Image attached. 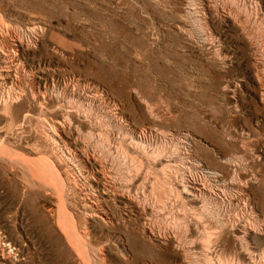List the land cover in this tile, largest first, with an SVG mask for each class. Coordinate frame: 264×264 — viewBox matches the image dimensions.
Returning a JSON list of instances; mask_svg holds the SVG:
<instances>
[{
  "label": "rangeland",
  "instance_id": "1",
  "mask_svg": "<svg viewBox=\"0 0 264 264\" xmlns=\"http://www.w3.org/2000/svg\"><path fill=\"white\" fill-rule=\"evenodd\" d=\"M212 1L213 0H0V33L4 35L3 38L2 34H0V46L3 45V42L4 45H6L7 41L13 43L14 45H22V50H19V55H17L20 58L19 60L21 63V69L24 71L20 76V81L22 83L21 88L24 91L23 95H25V98L29 99L26 104L25 102H20L19 104L16 103L17 106L16 104H14L16 106L15 110L17 111V115L14 118L12 117L10 112H4L10 115L9 119V116H6L0 108V128L2 129H0V134H2L0 135V139H2L0 141L1 143L3 142V145L0 143L2 145H0V163L2 166H0V249L2 248V246H6L0 250V264H85V262L88 264L90 263L89 259L91 261L92 257L93 261H91V264H93L94 262L96 264L99 262L100 264H122L123 261L124 264H127V259L129 257V264H207L206 262L208 261V264H210V256L208 255L213 254L212 251L215 253L216 249L218 250L220 247V249H223V257L222 261L218 264H221L222 262L225 263L227 258V264H231L228 262H233V260H235L236 264H238V262L242 264L244 262V259L247 264L264 263V0H247V2L245 0L246 3L244 2V0H215L216 3L215 1ZM255 4H257V6ZM217 6L219 8H217ZM200 7L205 8L202 9ZM221 7H226L225 9L228 13L225 12V9L222 10ZM257 7L261 8L260 11ZM215 8L219 9L217 10V13ZM200 9L202 11H200ZM233 9L235 10V13L233 12ZM253 10H255L256 12ZM196 12H199L200 14ZM227 14L228 16L230 15L229 18L227 17ZM231 14H233L234 16ZM230 18L232 21L230 20ZM38 27L41 28L38 29ZM35 30L37 31L35 32ZM21 33L22 35H20ZM8 34L10 37H8ZM246 34H248L249 36ZM248 37H252L255 42L251 40L252 38L249 39ZM16 41L17 43H15ZM2 47H0L1 51L3 50ZM258 48H260V50H257ZM31 60L32 62H30ZM44 66L47 69H44ZM42 71L45 72L42 73ZM46 71L48 72L46 73ZM53 73L56 75H54ZM53 75L55 76L54 78ZM22 81L24 82V84ZM46 81L49 83L46 84ZM50 84L52 85L50 86ZM55 84L57 87L55 86ZM66 85L68 86V88ZM41 86L42 88H40ZM44 87H48L50 89V92L47 96L48 105L50 106H48L49 109L44 108L45 110L42 109L39 105L32 103L34 101L33 96L35 97L39 92H41L42 95L45 91ZM92 88L94 89L92 90ZM24 89L27 90L25 91ZM54 89L56 91H54ZM72 91L74 93H80L83 97L87 98L88 103L86 102L87 104H85L84 102V104L91 107L90 111H93L92 113L96 114L98 116V119L101 118V120H99L100 122H97L98 119L96 120V118H94L95 115L90 113V111H88L89 113L87 112L89 114L88 115L87 113L78 110L79 103L77 102L79 101L77 99L72 100L69 97ZM33 92L35 93L33 94ZM93 93L95 95H93ZM55 94H57L59 97L56 95L55 98ZM29 95L31 98H29ZM41 95L39 93L38 96L40 97ZM91 95L92 98L90 97ZM38 96L36 97V99H39ZM95 97L97 100L95 99ZM69 100L72 101V105ZM103 101H106V104H104ZM53 103L55 104L56 108ZM65 104L67 106H64ZM74 104L77 107L74 108ZM25 106L28 107L25 108ZM52 106L53 108L51 109ZM38 107L40 110L38 109ZM64 107L67 111L64 109ZM17 108L19 109L17 110ZM27 108H29L28 110H30V113L33 111V113H31V117L29 116L26 118L28 120L24 119L22 115L23 111L27 110ZM58 108H61L63 111L65 110V114L61 109L59 110ZM104 109L105 111H107H102ZM72 111L74 112V115ZM97 112H99V114L101 112L103 113H101L99 116ZM43 115L49 116V118L48 116L45 117L47 120H50L48 121L49 133L50 131L51 133L55 132L52 130H55L56 128H62L63 132H59L62 133V140L58 139L57 141L60 144L58 143L57 145H55L56 143L52 140L47 141L46 139H43L45 137L44 135L41 136L42 134H44L41 131L43 130V125L40 124ZM103 115H106V117ZM63 116L66 118V121L63 120ZM53 117H55L56 119ZM82 118L83 121H81ZM8 119L13 123L11 124ZM70 119L73 121H71ZM3 120L5 121L2 122ZM56 120L59 122V124ZM87 120H89L90 122L88 123ZM26 121L29 123H27ZM51 121L53 124H56L52 125ZM53 121H55V123ZM68 122H73V124L71 123L72 127L71 125L68 126ZM94 122H96V125ZM111 123L113 126L111 125ZM100 124H102V127H100ZM8 125H13V127H8ZM107 125L112 126L111 128H113V130L111 129L112 131H110V129L107 128ZM70 127L72 129V132L70 130ZM21 128L23 129L19 131V129ZM14 129H17V131L15 132ZM88 130L92 131H89L90 133H88ZM119 130L124 131L118 132ZM135 130L137 132L139 131V133L137 134ZM22 131H24L25 133ZM84 131H86V134ZM108 131L110 132L109 135ZM93 132L95 133L93 134ZM9 133L11 134L9 135ZM118 133H122V135H118ZM132 133L134 136H132ZM27 134L31 137H29ZM84 134L86 137H88V139L83 138ZM87 134L91 136L89 137ZM105 135L111 140H108ZM128 136H130V140ZM153 136L154 138H152ZM17 137L19 138L17 139ZM99 137H101L102 139H99ZM103 138H105V140L107 139L108 142ZM158 138L161 139L159 140ZM65 139L68 140L66 141ZM43 140L45 141L43 142ZM75 140L76 142L79 140L80 143H76ZM86 140L87 142L89 141L88 144H86ZM136 140L138 141L137 143L135 142ZM158 140L159 142H157ZM100 141H104L103 144ZM152 141L154 143H157L154 144ZM139 142L143 143V147L140 145L141 143L138 144ZM187 142L190 143L191 146ZM104 143H106V146L103 148ZM68 144L69 146H67ZM19 145H21L20 148ZM156 145L159 148L165 147L166 151L170 152L167 154V152L163 150L162 155L160 154L161 152L159 153L156 151L158 149ZM107 146L111 148H107ZM147 146L149 147L146 148ZM100 147L105 149L106 152H104L105 150H103L102 148L100 149ZM134 147H136L137 150L136 148L134 150ZM178 147H180V149ZM46 148L48 150H46ZM54 148L55 150L58 149L56 152L61 154L60 156L55 152ZM81 148L82 150L88 149L89 151L86 150L87 152H82ZM66 149L70 150L67 151ZM144 149L145 151L149 152V155H151V157L144 151ZM176 149H178L179 151ZM185 149L187 150L185 151ZM30 150L33 157L30 155ZM173 150L175 151V153ZM107 151L109 152L108 154ZM176 151H178L177 153H180V155H178ZM15 152L23 154L25 153L27 155L26 157L29 159H27L26 161H22L23 158L18 157L16 154H14ZM49 152L51 155L49 154ZM66 152L70 153L71 155L67 154ZM73 152L79 154L77 156L78 158H75L76 160H74L75 156ZM187 152L189 155L187 154ZM9 153H11V155ZM85 153L87 155H85ZM158 153L160 154L159 156H161V158L158 156ZM33 154L37 156L35 157ZM55 154L57 155L55 156ZM145 154L148 155L149 158ZM8 155L10 156L9 158H11V160L8 158ZM69 155L70 158L73 156L74 157L70 159L68 157ZM116 155L118 157H116ZM190 155L194 156L191 157ZM11 156H13V158ZM43 156H46V158L43 159ZM47 156L49 157L47 158ZM90 156L94 157L92 158ZM104 156L106 158H104ZM109 156H112L111 161L110 158H108ZM2 157H4L5 160ZM101 157L107 160L105 161ZM16 158L18 159V161ZM34 158H39L41 159V161H38V163L37 161L34 162L31 160ZM80 158L82 159L80 160ZM95 158L96 160L99 159L97 160L99 161V163L95 160ZM113 158L114 160L112 161ZM151 158L153 159V161L156 160L154 162L158 165L152 163L153 161L150 163L149 161L152 160ZM162 158H164L163 161L161 160ZM192 158L200 163V165H203L201 166L203 170H214L218 172L219 175H221L218 184L211 183L212 187L210 188V192L218 194L219 196L221 195L220 197L223 198L224 201L223 204L220 203L218 205V203L216 202L212 203L209 201L210 198H208V200H206L205 202L201 201L199 205V201L191 202V200L193 199L188 194L180 192V190H182V181L180 183L179 181L181 180L180 178L183 173L178 172H181V167L182 172L184 173L186 170H189V173L185 174L189 175L191 173V175L194 174L193 176L201 177L202 172L197 170V168L195 167L196 162L192 163L194 161ZM19 159L21 160L19 161ZM54 159L56 162L53 163ZM166 159L169 160V162ZM170 159L172 160L174 165L172 164ZM47 160L48 162H50L47 163ZM68 160L75 161L76 163H71V161ZM116 160L117 162H121L117 163L115 162ZM28 161H31L32 164ZM125 161L128 164H126V166H124ZM130 161L131 163H133L131 164ZM113 162L115 165L113 164ZM142 162H145V164L147 165H141ZM3 163L5 165H3ZM40 163L44 166H47L48 168L44 169L42 167L43 165H40ZM63 163L68 166L67 169H64L66 167H64ZM101 163L106 165L107 169ZM75 164L77 166H74ZM151 164H153V167H150ZM162 164L165 168L162 167ZM168 164H170V166L172 165V167H170ZM55 165H57V168L59 166L60 169L58 168L57 170ZM69 165H71V168H69ZM130 165H134L133 168L132 166L130 167ZM167 165L173 171L167 168ZM179 165L180 168L178 167ZM229 165L232 166L230 167ZM114 166L115 168H113ZM118 166L120 167L118 168ZM123 166L126 169L130 167V170L127 169L129 171L126 173L131 176V179L129 175L124 173L126 169H124ZM147 166L149 168H152V170L148 168L149 171L151 170V172L146 169ZM79 167H82V169ZM159 167H161L162 169ZM176 167H178L179 169ZM40 168L41 170H44L41 171ZM96 168H98L100 171ZM100 168H104L102 170L103 172ZM134 168L137 172L134 171ZM165 169H169L171 173H169V171L168 173L173 175L167 174ZM20 170L22 172L24 171V175ZM61 170H67L68 172L70 171L74 174L72 173L73 175H71L70 177L71 173L69 172V174L68 172H66L67 174H64L63 177V172L65 171L62 172ZM110 170H113L115 175ZM52 171H54L55 173H53ZM147 171L148 173L146 174ZM133 172L137 174L134 175L135 173ZM142 172L144 173V175H141L143 174ZM177 173L179 177L177 176ZM48 174H51V176L54 174H58L59 176L54 175L51 177ZM60 174L62 177L61 179ZM27 175L30 179H28ZM76 175L79 176L76 177ZM139 175H141V177ZM235 175L238 176L237 181ZM93 176L96 177L95 180ZM169 176L171 180H169ZM124 177L128 178L129 181ZM58 178L62 181L63 184L60 183V180ZM89 178L91 179L89 180ZM63 180L66 183H64ZM240 180L241 182H239ZM73 181L75 185H73ZM87 181H89V184L87 183ZM31 182H33L34 184L32 185ZM242 182L244 184H242L244 187L243 189L241 186ZM231 183H233L234 185H232ZM60 184L62 187L65 184V189L64 187L62 188ZM35 187L37 189L40 188L41 191L39 189L37 190ZM45 187L49 190V192L47 189H45ZM85 187H87V189H85ZM90 187L93 189H91ZM178 187L180 190L178 189ZM221 187L223 188V190ZM224 187L226 188V190ZM237 187L239 188V190ZM155 188H158V191L155 192ZM172 188H176L179 191L173 190ZM218 189L220 192L217 191ZM234 190L237 191L235 192ZM72 191L73 193H71ZM109 191L111 192L109 193ZM174 191H177V194L178 192L179 194L181 193V195H176ZM54 192L56 193L55 195H53ZM94 192L96 196L93 194ZM240 192H245L243 194L247 193V196L241 194ZM64 193L66 196H69L66 197L65 195H63ZM104 193H106L107 195ZM235 193L239 195V198H236L237 195ZM100 194L104 196V201L107 209V218L110 217L108 219H105V221L95 216L97 213L93 202L97 196H101ZM234 195L236 196L234 197ZM131 196L133 198L137 197V201L140 199L141 201L136 202V198L133 199L131 198ZM144 197H146V200ZM87 199L89 202L87 201ZM229 199H231V201ZM69 201L71 203H69ZM140 202L144 203V205H142ZM194 202L196 203L194 204ZM238 203L241 204L238 205ZM138 204H140L142 208ZM202 204L205 206H203ZM221 204L223 207L221 206ZM224 204L226 206H224ZM135 205L137 207H135ZM201 205L203 207H201ZM248 205H250L252 208L250 206L248 207ZM61 206L63 207V209ZM67 206L69 208H67ZM120 206L121 208H119ZM115 207H117L118 209L116 208V210ZM148 207L150 209H148ZM126 209H128V212H126ZM205 209H210L212 213L211 211H207ZM66 211L69 212V216L72 215L75 230L77 229L76 231L79 232L82 236L79 237L80 239H75V241L73 242L67 240L68 238L67 236H65L66 229L64 228L65 224L63 222V216L65 213H67ZM118 211L119 213H117ZM202 211H207L209 214H206ZM214 211L218 213H215ZM71 212H73V214ZM144 212L148 213H145V215ZM61 213L63 214V216ZM210 213L213 215L211 216ZM215 214H217V216H215L216 218L214 217ZM58 215H60L59 219ZM208 215H210L211 217ZM202 216L204 218L206 217V219L208 217L210 218H208L207 221L206 219L201 220L200 217ZM78 218H80V220H78ZM194 218L197 219V221ZM217 218H219L220 221ZM192 219L193 223H191ZM82 220L85 222L88 221L87 225L84 222L86 230L82 226ZM204 220L206 222H204ZM213 220L214 223L212 222ZM216 220L219 221L220 224L225 221L223 223H225V226L226 223L228 224L226 226L227 229L225 230L226 227H224L222 223L218 226L222 227L223 225L224 229H218L219 231H216L218 233H214L215 230L213 229L216 228L217 230L218 227L216 224H219V222L217 223ZM78 221H81L79 222L80 227L82 226V229L87 232V235L85 234L86 236L83 232H81L84 230L80 229ZM209 222L210 224H207ZM228 222L232 223V225L234 226H232ZM247 222L250 224L248 225ZM183 223L185 224V226H187H183ZM188 223L190 224L188 225ZM205 224L207 225V227ZM48 225L52 226L53 228L49 227ZM236 225L237 227H235ZM188 226H191L190 228H192V230L189 229ZM231 226L232 228H234V230L231 228ZM178 227L180 229H178ZM196 227L199 228L200 232L198 230H195ZM260 227H262V229ZM61 228H63L64 231H62ZM202 228L204 230H202ZM220 230H224L225 233H221ZM228 230L231 231L228 233ZM185 231L186 235L184 234ZM206 231H208L209 233L210 231L213 232L215 236L216 234H218L216 238H214L215 236L213 237V233V235L211 234L212 237L210 239L213 238V242L208 241L207 238H209L210 234L208 232L206 234ZM174 232H176L175 235L180 234L181 236L178 235V238L174 235ZM245 232H248L249 235L245 234ZM230 233L233 235H231ZM155 235H157L158 237H156ZM162 235L165 239L167 238V240L161 237ZM166 235H168V237ZM227 235H231V237H233L231 238L229 236L228 238ZM234 235L236 237H234ZM55 236H57V238ZM87 237L90 239L88 240ZM174 237L177 239H175ZM205 237H207V243H209L210 246L212 245L211 247L213 249H210L212 250L210 251L211 254L207 251L209 250L210 246L209 244H206ZM81 238L82 240L84 238H86L87 240L85 239L86 241L83 240V242L81 241ZM219 238H221L220 241L223 242V246L222 244L218 245ZM163 239L164 241H162ZM215 240L217 245L214 243ZM62 241L64 243H62ZM87 241H89L90 245ZM224 241L226 243H224ZM76 242L77 244H75ZM235 242L239 243L237 244ZM79 243H81V246L82 243H84L83 246L88 247H81ZM86 243L88 244L86 245ZM91 243L94 246H92ZM203 243L205 245H203ZM184 244L187 245V247ZM62 245L64 248H62ZM207 245L209 247H207ZM213 245L215 246V248L213 247ZM182 246H185L184 248L185 250H188V252L186 251L185 253V250H182L184 249ZM241 246L243 247V249ZM90 247H97L95 250L90 249L94 254L89 250ZM188 247L191 249L190 251L189 249H187ZM224 247L226 249H224ZM246 247H249V249H247ZM62 249H64L65 252ZM71 249L73 251H76L73 253ZM3 250L4 252L5 250L6 252H8L4 253L2 252ZM99 250L100 252L102 251L100 253L102 257H106V260L103 259L105 262L102 261L101 263V257L100 259L98 257ZM230 250H232L231 254L228 253L230 252ZM78 251L80 252V254L78 253ZM122 251L125 252L126 255L122 254ZM205 251L208 252V255H206L207 253ZM76 252L77 254H75ZM85 252L87 254H85ZM59 253L61 254L59 255ZM88 253L90 254V256L88 255ZM203 253L205 254L203 255ZM225 253L228 255H226ZM229 255L232 258H230ZM238 255H240V257ZM245 255L246 258H243L245 257ZM3 256L5 258H3ZM10 256L12 259L10 258ZM78 256L82 257L79 258ZM225 256L226 259L224 260ZM249 256L250 258H248ZM86 257L89 258L86 259ZM83 258H85V261ZM190 258L195 262H193ZM205 258L207 259L206 262ZM229 258L232 260H230ZM183 259H185V263ZM257 259L259 261H257ZM248 260L250 262H248ZM212 261L215 262L216 259H212ZM246 262H244L243 264H245Z\"/></svg>",
  "mask_w": 264,
  "mask_h": 264
},
{
  "label": "bare ground",
  "instance_id": "2",
  "mask_svg": "<svg viewBox=\"0 0 264 264\" xmlns=\"http://www.w3.org/2000/svg\"><path fill=\"white\" fill-rule=\"evenodd\" d=\"M196 1H197V0H196ZM199 1H200V0H199ZM207 1H208V0H207ZM209 1H210V0H209ZM214 1H215V0H213L212 2H214ZM249 1H250V0H249ZM254 1H255V0H254ZM244 2H245V0H244ZM246 2H247V0H246ZM246 2H245V3H246ZM215 3H216V1H215ZM215 3H214V4H215ZM249 3H250V2H249ZM204 4H205V3H204ZM204 4H203V6H204ZM214 4H213V6H214ZM217 4H218V3H217ZM251 4H252V3H251ZM194 5H195V4H194ZM200 5H201V4H200ZM225 5H226V4H225ZM228 5H229V4H228ZM245 5H246V4H245ZM255 5L257 6V4H255ZM209 6H210V3H209ZM226 6H227V5H226ZM230 6H231V5H230ZM215 7H216V5H215ZM254 7H255V6H254ZM194 8H195V7H194ZM198 8H199V7H198ZM200 8L204 9L205 7H200ZM207 8H208V7H207ZM217 8H219V7L217 6ZM217 8H215V9H216V13H217V10H219V9H217ZM221 8H222V7H221ZM225 8H226V7L222 8V10H224ZM257 8H259V11H260L261 8H260V7H257ZM257 8H256V9H257ZM195 9H196V8H195ZM209 9H210V8H209ZM227 9H228V8H227ZM229 9H230V8H229ZM252 9H253V8H252ZM225 10H226V9H225ZM250 10H251V9H250ZM262 10H263V9H262ZM262 10H261V11H262ZM196 11H197V10H196ZM200 11H202V10L200 9ZM203 11H204V10H203ZM234 11H235V10L233 9V12H234ZM237 11H238V10H237ZM237 11H236V13H237ZM253 11H255V10H253ZM190 12H191V11H190ZM223 12H224V11H223ZM225 12H227V10H226ZM231 12H232V11H231ZM233 12H232V13H233ZM255 12H256V11H255ZM196 13H199V12H196ZM227 13H228V12H227ZM234 13H235V12H234ZM234 13H233V14H234ZM199 14H200V13H199ZM221 14H222V13H221ZM224 14H225V13H224ZM233 14H231V15H233ZM238 14H239V13H238ZM253 14H254V13H253ZM216 15H217V14H216ZM200 16H203V15H200ZM221 16H222V15H221ZM229 16H230V15H229ZM229 16H228V14H227V17H228V18H229ZM233 16H234V15H233ZM225 17H226V16H225ZM235 17H236V16H235ZM204 18H205V17H204ZM202 19H203V18H202ZM206 19H207V17H206ZM222 19H223V18H222ZM237 19H238V18H237ZM237 19H236V20H237ZM219 20H220V19H219ZM230 20H231V18H230ZM234 20H235V18H234ZM231 21H232V20H231ZM205 22H206V21H205ZM222 22H223V21H222ZM228 22H229V21H228ZM234 22H235V21H234ZM234 22H233V23H234ZM206 23H207V22H206ZM225 23H226V22H225ZM237 23H238V22H237ZM239 23H240V22H239ZM230 24H231V22H230ZM237 25H238V24H237ZM240 27H241V25H240ZM40 28H41V27H38V29H40ZM243 30H244V29H243ZM8 31H9V30H8ZM8 31H7V32H8ZM13 31H14V30H13ZM13 31H12V33H13ZM17 31H18V30H17ZM32 31H33V29H32ZM32 31H31V32H32ZM36 31H37V30H35V32H36ZM42 31H43V30H42ZM244 31H245V30H244ZM263 31H264V30H263ZM33 33H34V32H33ZM33 33H32V34H33ZM39 33H40V32H39ZM245 33H246V32H245ZM262 33H263V32H262ZM0 34H2V33H0ZM4 34H5V33H4ZM34 34H35V33H34ZM36 34H37V33H36ZM212 34H213V33H212ZM212 34H211V35H212ZM12 35H13V34H12ZM20 35H22V33H21ZM246 35H248V34H246ZM3 36H4V35L2 34V37H3ZM33 36H34V35H33ZM248 36H249V35H248ZM262 36H263V35H262ZM8 37H10L9 34H8ZM22 37H23V36H22ZM207 37H208V36H207ZM213 37H214V36H213ZM213 37H212V38H213ZM3 38H4V37H3ZM32 38H33V37H32ZM35 38H36V37H35ZM248 38H249V37H248ZM251 38H252V37H251ZM251 38H249V39H251ZM11 39H12V37H11ZM14 39H15V38H14ZM23 39H24V38H23ZM6 40H7V39H6ZM8 40H9V39H8ZM15 40H16V39H15ZM24 40H25V39H24ZM251 40L255 42V40H254L253 38H252ZM2 41H3V40H2ZM11 41H14V40H11ZM30 41H31V38H30ZM213 41H214V40H213ZM213 41H212V42H213ZM249 41H250V40H249ZM5 42H6V41H5ZM24 42H25V41H24ZM15 43H17V41H16ZM34 43H35V42H34ZM257 43H258V42H257ZM0 44H1V43H0ZM2 44H3L2 46H4V47L0 46V47H2V49H3V50L1 51V48H0V108H1V111H2L3 113H4V112H10L11 115H12V117L14 118V117L17 115V111L15 110V108H16V106H17L16 103L19 104L20 102H21V103H24V102H25V104H26V102H28V100H29V99H27V98L24 97L25 95H23V92H24V91H23L22 88H21V87H22V83H21V81H20V76L22 75V73H23L24 71L21 69V63H20V60H19L20 58H19V56H17V55H19V54H18V53H19L18 51H19V50H22V45H21V44L14 45L13 43H10L9 41L6 42V45H4V42H3ZM24 44H26V43H24ZM250 44H252V43H250ZM258 44H259V43H258ZM258 44H257V45H258ZM253 45H254V44H253ZM251 46H252V45H251ZM23 49H24V47H23ZM26 50H27V49H26ZM26 50H25V52H26ZM28 50H29V49H28ZM254 50H256V49H254ZM257 50H260V48H258ZM25 52H24V53H25ZM259 52H260V51H259ZM255 53H256V52H255ZM28 54H29V53H28ZM33 54H34V53H33ZM23 55H24V54H23ZM21 56H22V55H21ZM31 56H32V55H31ZM256 56H257V55H256ZM23 57H24V56H23ZM28 59H29V58H28ZM26 60H27V58H26ZM42 61H43V60H42ZM26 62H27V61H26ZM30 62H32V60H31ZM48 63H50V62H48ZM29 64H30V63H29ZM29 64H28V66H29ZM35 64H36V63H35ZM35 64H33V65H35ZM39 64H40V63H39ZM23 66H24V65H23ZM41 66H42V65H41ZM51 66H52V65H51ZM32 67H33V66H32ZM24 68H25V67H24ZM26 68H27V67H26ZM40 68H41V67H40ZM50 68H51V67H50ZM44 69H47V68L44 66ZM24 70H25V69H24ZM36 70H37V69H36ZM40 70H42V69H40ZM50 71H51V70H50ZM44 72H45V71H42V73H44ZM47 72H48V71H46V73H47ZM54 72H55V71H54ZM32 73H33V71H32ZM32 73H31V74H32ZM49 73H50V72H49ZM29 74H30V73H29ZM53 74H54V73H53ZM27 75H28V74H27ZM37 75H38V74H37ZM54 75H56V74H54ZM54 75H53V78L55 77ZM34 76H35V75H34ZM24 78H25V77H24ZM29 78H30V77H29ZM38 78H39V76H38ZM57 78H58V76H57ZM59 78H60V77H59ZM62 78H63V77H62ZM74 78H75V77H74ZM74 78H73V79H74ZM31 79H32V78H31ZM34 79H35V77H34ZM41 79H42V78H41ZM70 79H71V78H70ZM52 80H54V79H52ZM58 80H59V79H58ZM25 81H26V80H25ZM66 81H67V80H66ZM72 81H73V80H72ZM22 82H23V81H22ZM54 82H55V81H54ZM57 82H58V81H57ZM79 82H80V81H79ZM40 83H41V82H40ZM47 83H49V82L46 81V84H47ZM23 84H24V82H23ZM38 84H39V83H38ZM68 84H69V83H68ZM80 84H81V83H80ZM39 85H40V84H39ZM51 85H52V84H50V86H51ZM58 85H59V84H58ZM70 85H71V84H70ZM70 85H69V87H70ZM75 85H76V83H75ZM26 86H27V85H26ZM36 86H37V85H36ZM45 86H47V85H45ZM50 86H49V88H50ZM55 86H56V84H55ZM66 86H67V85H66ZM30 87H31V86H30ZM53 87H54V85H53ZM56 87H57V86H56ZM79 87H80V86H79ZM26 88H27V87H26ZM40 88H42V86H41ZM44 88H45V87H44ZM49 88L46 87V88H45V91H44V92L42 91V92H43L42 95H41V92H39L40 95H41L40 97L38 96L39 93H38V95L36 94L35 97L33 96L34 101H33V99H32V101H33L32 103H33V104L35 103L36 105H39L42 109H44V108H45V109H49L48 106H50V105H48V99H47L48 93L50 92V89H49ZM67 88H68V86H67ZM72 88H73V86H72ZM72 88H71V89H72ZM89 88H90V87H89ZM27 89H28V88H27ZM27 89H26V90H27ZM55 89H56V88H55ZM55 89H54V91H56ZM58 89H59V88H58ZM74 89H75V88H74ZM74 89H73V90H74ZM93 89H94V88H92V90H93ZM24 90H25V89H24ZM26 90H25V91H26ZM64 90H65V87H64ZM77 90H78V89H77ZM37 91H38V90H37ZM39 91H41V90H39ZM62 91H63V89H62ZM69 91H70V90H69ZM79 91H81V90H79ZM84 91H85V90H84ZM96 91H97V90H96ZM99 91H100V90H99ZM34 93H35V92H33V94H34ZM53 93H55V92H53ZM62 93H63V92H62ZM96 93H97V92H96ZM25 94H26V92H25ZM82 94H83V93H82ZM90 94H91V93H90ZM90 94H89V95H90ZM102 94H103V93H102ZM50 95H51V94H50ZM50 95H49V96H50ZM56 95H57V94H55V98H56ZM59 95H60V94H59ZM84 95H85V94H84ZM89 95H88V97H89ZM93 95H95V94L93 93ZM37 96L39 97V99H36ZM51 96H52V95H51ZM51 96H50V97H51ZM57 96H58V95H57ZM86 96H87V93H86ZM97 96H98V95H97ZM100 96H101V95H100ZM58 97H59V96H58ZM69 97H70V99H72V100L77 99V100L79 101V102H77V103H79V109H78V110H80V111H82V112H84V113H87L88 111H90V108H91V107L85 105V104L88 103L86 97H83L80 93H74L73 91L70 93V96H69ZM90 97L92 98V95H91ZM93 97H94V96H93ZM102 97H103V96H102ZM29 98H31L30 95H29ZM64 98H65V97H64ZM51 99H52V98H51ZM93 99H94V98H93ZM95 99H96V97H95ZM102 99H103V98H102ZM110 99H111V98H110ZM30 100H31V99H30ZM56 100H57V99H56ZM58 100H59V98H58ZM61 100H64V99H61ZM66 100H68V99H66ZM96 100H97V99H96ZM99 100H100V99H99ZM106 100H107V99H106ZM50 101H51V100H50ZM89 101H90V100H89ZM92 101H93V100H92ZM94 101H95V100H94ZM29 102H30V101H29ZM62 102H63V101H62ZM67 102H68V101H67ZM69 102H71V105H72V101L69 100ZM75 102H76V101H75ZM84 102H85V104H84ZM86 102H87V103H86ZM103 102H104V101H103ZM105 102H106V101H105ZM105 102H104V104H106ZM60 103H61V102H60ZM14 104H16V106H15ZM28 104H29V103H28ZM28 104H27V105H28ZM33 104H32V105H33ZM53 104H54V103H53ZM57 104H58V103H57ZM66 104H68V103H66ZM66 104H65L64 106H67ZM69 104H70V103H69ZM75 104H76V103H75ZM75 104H74V105H75ZM95 104H96V103H95ZM58 105H59V104H58ZM74 105H73V106H74ZM97 105H98V104H97ZM99 105H100V104H99ZM54 106H55V104H54ZM60 106H61V105H60ZM60 106H59V107H60ZM68 106H69V105H68ZM73 106H72V107H73ZM93 106H94V105H93ZM106 106H107V105H106ZM113 106H114V105H113ZM115 106H116V105H115ZM26 107H28V106H25V108H26ZM30 107H31V106H30ZM36 107H37V106H36ZM69 107H70V106H69ZM75 107H77V106L75 105L74 108H75ZM33 108H34V107H33ZM52 108H53V106L51 107V109H52ZM55 108H56V106H55ZM55 108H54V109H55ZM93 108H94V107H93ZM95 108H96V107H95ZM97 108H99V107H97ZM100 108H101V107H100ZM106 108H109V107H106ZM18 109H19V108H17V110H18ZM28 109H29V108H27V110H24V111H23V114H22V115H23L24 119H26V118L29 117V116L31 117V113H33V111L30 113V110H28ZM38 109H39V107H38ZM45 109H44V110H45ZM58 109H59V108H58ZM58 109H57V110H58ZM60 109H61V108H60ZM60 109H59V110H60ZM64 109H65V107H64ZM70 109H71V108H70ZM111 109H112V108H111ZM115 109H116V108H115ZM118 109H119V108H118ZM22 110H23V108H22ZM22 110H21V111H22ZM32 110H33V109H32ZM39 110H40V109H39ZM61 110H62V109H61ZM65 110H66V109H65ZM65 110H64V111H65ZM73 110H74V109H73ZM95 110H97V109H95ZM64 111L62 110L63 113H64ZM66 111H67V110H66ZM80 111H78V112H80ZM98 111H99V109H98ZM102 111H105V109L102 110ZM106 111H107V110H106ZM106 111H105V112H106ZM115 111H116V110H115ZM117 111H118V110H117ZM38 112H39V111H38ZM41 112H42V111H41ZM46 112H47V111H46ZM46 112H45V115H46ZM52 112H53V111H52ZM68 112H69V111H68ZM68 112H67V114H68ZM72 112H73V111H72ZM72 112H71V113H72ZM92 112H93V111H90V113H92ZM110 112H112V111H110ZM119 112H120V111H119ZM34 113H35V112H34ZM58 113H59V112H58ZM88 113H89V112H88ZM88 113H87V114H88ZM97 113L99 114V112H97ZM101 113H103V112H101ZM101 113H100V114H101ZM4 114H5L6 116L8 115L7 113H4ZM4 114H3V116H4ZM38 114H39V113H38ZM38 114H37V115H38ZM41 114H42V113H41ZM50 114H51V113H50ZM64 114H65V113H64ZM64 114H63V115H64ZM92 114H93V113H92ZM100 114H99V116H100ZM115 114H116V113H115ZM45 115H43L44 118L42 117L41 122L39 121L40 124L43 125V130H41V129H40V130H41L44 134H42L41 136L44 135L45 137H44L43 139H46L47 141H48V140H49V141L52 140L53 142L56 143L55 145H57V144L59 143V142H57L58 139L60 140V139L62 138V136H61L62 133H59V132H63V131H62V128H60V127H59V128H56L55 130H52V131H55V132L51 133V131H50V133H51V134H50L49 131H48V125H49V124H48V121H50V120H49V119L47 120L45 117H47L48 115H47V116H45ZM73 115H74V112H73ZM88 115H89V114H88ZM88 115H87V116H88ZM93 115L96 116V117L94 116V118H96V120H97V119H98V118H97L98 116H97L96 114H93ZM3 116H2V117H3ZM8 116H9V119H10V115H8ZM68 116H69V115H68ZM76 116H77V114H76ZM103 116L106 117V115H103ZM110 116H111V115H110ZM117 116H118V115H117ZM0 117H1V116H0ZM32 117H33V116H32ZM40 117H41V115H40ZM63 117H64V116H63ZM63 117H62V119H63ZM71 117H72V116H71ZM73 117H74V116H73ZM81 117H82V115H81ZM89 117H90V116H89ZM105 117H104V118H105ZM112 117H113V116H112ZM7 118H8V117H7ZM48 118H49V116H48ZM50 118H51V116H50ZM53 118H55V117H53ZM76 118H77V117H76ZM79 118H80V117H79ZM83 118H84V117H83ZM83 118H82L81 121H83ZM87 118H88V117H87ZM102 118H103V117H102ZM120 118H121V117H120ZM120 118H119V119H120ZM122 118H123V117H122ZM9 119H8V120H9ZM22 119H23V118H22ZM22 119H20V120H22ZM55 119H56V118H55ZM65 119H66V118L64 117L63 120H65ZM71 119H72V118H71ZM71 119H70V120H71ZM85 119H86V118H85ZM88 119H89V118H88ZM105 119H106V118H105ZM108 119H109V118H108ZM26 120H28V119H26ZM77 120H78V119H77ZM94 120H95V119H94ZM99 120H101V118L98 119L97 122H100ZM114 120H115V119H114ZM122 120H123V119H122ZM0 121H1V120H0ZM4 121H5V120H3L2 122H4ZM9 121H10V120H9ZM9 121H8V122H9ZM13 121H14V119H13ZM16 121H17V120H16ZM56 121H57V120H56ZM65 121H66V120H65ZM68 121H69V120H68ZM71 121H73V120H71ZM87 121H88V123L90 122L89 120H87ZM87 121H86V122H87ZM105 121H106V120H105ZM105 121H104V122H105ZM2 122H1V123H2ZM10 122H11V121H10ZM22 122H23V121H22ZM26 122H27V121H26ZM53 122L55 123V121H53ZM59 122H60V119H59ZM59 122L57 121L58 124H59ZM61 122H62V120H61ZM86 122H85V123H86ZM92 122H93V121H92ZM106 122H107V121H106ZM122 122H123V121H122ZM12 123H13V122H11V124H12ZM27 123H29V122H27ZM27 123H26V124H27ZM51 123H52V121H51ZM71 123L73 124V122H71ZM71 123L68 122V124H69L68 126L71 125V127H72V124H71ZM80 123H82V122H80ZM94 123H95V125H96V122H94ZM102 123H103V122H102ZM112 123H113V122H112ZM112 123H111V125H112ZM118 123H119V122H118ZM120 123H121V122H120ZM38 124H39V123H38ZM55 124H56V123H55ZM55 124L52 123V125H55ZM105 124H106V123H105ZM109 124H110V121H109ZM114 124H115V123H114ZM6 125H7V124H6ZM52 125H51V126H52ZM64 125H65V123H64ZM76 125H77V124H76ZM81 125H82V124H81ZM93 125H94V124H93ZM101 125H102V124H100V127H102ZM116 125H117V124H116ZM116 125H115V126H116ZM1 126H2V125H1ZM9 126H10V125H8V127H9ZM11 126L13 127V125H11ZM11 126H10V127H11ZM15 126H17V125H15ZM18 126H19V125H18ZM23 126H24V125H23ZM23 126H22V127H23ZM39 126H40V125H39ZM59 126H61V125H59ZM68 126H67V127H68ZM73 126H74V125H73ZM104 126H105V125H104ZM107 126H108V125H107ZM112 126H113V125H112ZM112 126L109 125L107 128H109L110 131H112V130H113V128H111ZM119 126H120V125H119ZM121 126H122V125H121ZM5 127H6V126H5ZM26 127H27V125H26ZM62 127H63V126H62ZM65 127H66V125H65ZM71 127H70V130H71V132H72ZM77 127H78V126H77ZM94 127H95V126H94ZM94 127H93V128H94ZM126 127H127V125H126ZM24 128H25V127H24ZM37 128H41V127H37ZM49 128H50V127H49ZM68 128H69V127H68ZM75 128H76V127H75ZM78 128H79V127H78ZM119 128H120V127H119ZM123 128H124V127H123ZM0 129H1V128H0ZM22 129H23V128L19 129V131L22 130ZM88 129H90V128H88ZM91 129H92V128H91ZM109 129H108V130H109ZM111 129H112V130H111ZM117 129H118V128H117ZM121 129H122V128H121ZM121 129H120V130H121ZM128 129H129V128H128ZM128 129H127V130H128ZM1 130H2V129H1ZM3 130H4V129H3ZM6 130H7V129H6ZM14 130H15V132L17 131V129H14ZM35 130H36V129H35ZM64 130H65V129H64ZM75 130H76V129H75ZM75 130H74V131H75ZM78 130H79V129H78ZM103 130H104V129H103ZM120 130H119L118 132H122V131H124V130H122V131H120ZM127 130H126V131H127ZM129 130H130V129H129ZM129 130H128V131H129ZM26 131H27V130H26ZM38 131H39V130H38ZM38 131H37V132H38ZM89 131H92V130H88V133H90ZM114 131H115V129H114ZM116 131H117V130H116ZM135 131H136V130H135ZM0 132H1V131H0ZM12 132H13V131H12ZM22 132H24V131H22ZM42 132H41V133H42ZM66 132H67V130H66ZM79 132H80V131H79ZM84 132H85V134H86V131H84ZM108 132H109V131H108ZM129 132H130V131H129ZM132 132H134V131H132ZM136 132H137V131H136ZM136 132H135V134H136ZM24 133H25V132H24ZM38 133H39V132H38ZM94 133H95V132H93V134H94ZM115 133H116V132H115ZM127 133H128V132H127ZM138 133H139V131L137 132V134H138ZM143 133H144V132H143ZM189 133H190V132H189ZM7 134H8V133H7ZM7 134H6V135H7ZM10 134H11V133H9V135H10ZM15 134H16V133H15ZM85 134L83 135V138H85V139L87 138V139H88V137H86ZM91 134H92V132H91ZM109 134H110V132L108 133V135H109ZM141 134H142V133H141ZM141 134H139V135H141ZM146 134H147V132H146ZM0 135H2V134H0ZM6 135H5V136H6ZM9 135H8V136H9ZM17 135H18V134H17ZM24 135H25V134H24ZM27 135H28V134H27ZM68 135H70V134H68ZM77 135H78V134H77ZM87 135L89 136V134H87ZM97 135H98V134H97ZM118 135H122V133H118ZM123 135H124V134H123ZM151 135H152V134H151ZM3 136H4V135H3ZM19 136H20V135H19ZM25 136H26V135H25ZM28 136H29V135H28ZM38 136H39V134H38ZM90 136H91V135H90ZM90 136H89V137H90ZM94 136H95V135H94ZM98 136H99V135H98ZM105 136H106V135H105ZM105 136H104V137H105ZM132 136H134L133 133H132ZM146 136H147V135H146ZM149 136H150V134H149ZM156 136H158V135H156ZM170 136H171V135H170ZM184 136H185V135H184ZM29 137H31V136H29ZM95 137H96V136H95ZM114 137H115V136H114ZM128 137H129V140H130V136H128ZM13 138H14V137H13ZM18 138H19V137H17V139H18ZM26 138H27V137H26ZM38 138H39V137H38ZM74 138H75V137H74ZM106 138H108V140H111V139H109V137H107V136H106ZM118 138H119V136H118ZM152 138H154V136H153ZM8 139H9V138H8ZM17 139H16V140H17ZM22 139H23V138H22ZM29 139H30V138H29ZM72 139H73V138H72ZM76 139H77V138H76ZM85 139H84V140H85ZM95 139H96V138H95ZM99 139H102V138L99 137ZM103 139L105 140V138H103ZM158 139H159V138H158ZM160 139H161V138H160ZM160 139H159V140H160ZM180 139H181V138H180ZM0 140H2V139H0ZM4 140H5V139H4ZM61 140H62V139H61ZM63 140H64V139H63ZM65 140L67 141L68 139H65ZM80 140H81V139H80ZM141 140H142V139H141ZM159 140H158L157 142H159ZM181 140H182V139H181ZM181 140H180V141H181ZM17 141H18V140H17ZM44 141H45V140H43V142H44ZM47 141H46V142H47ZM81 141H82V140H81ZM93 141H94V140H93ZM105 141H107V139H106ZM154 141H155V140H154ZM182 141H183V140H182ZM34 142H35V141H34ZM36 142H37V140H36ZM40 142H41V141H40ZM43 142H42V144H43ZM71 142H72V141H71ZM75 142H76V140H75ZM77 142H79V140H78ZM77 142H76V143H77ZM86 142H87V140H86ZM88 142H89V141H88ZM88 142H87L86 144H88ZM100 142H101V141H100ZM103 142H104V141H103ZM103 142H101V143L103 144ZM107 142H108V141H107ZM130 142H131V141H130ZM135 142L137 143L138 141L136 140ZM144 142H145V141H144ZM152 142H153V141H152ZM157 142H155V143H157ZM160 142H163V141H160ZM0 143H1V141H0ZM13 143H14V142H13ZM13 143H12V144H13ZM26 143H27V142H26ZM64 143H65V142H64ZM66 143H67V142H66ZM79 143H80V142H79ZM84 143H85V142H84ZM91 143H92V142H91ZM96 143H98V142H96ZM140 143H141V144H140ZM153 143H154V142H153ZM155 143H154V144H155ZM165 143H166V142H165ZM184 143H185V142H184ZM187 143H188V142H187ZM1 144L3 145V142H2ZM1 144H0V145H1ZM8 144H9V143H8ZM59 144H60V143H59ZM102 144H101V145H102ZM105 144H106V143H104L103 148L106 146ZM138 144H140V145L143 147V143H142V142H139ZM159 144H160V143H159ZM163 144H164V143H163ZM188 144L190 145V143H188ZM188 144H187V145H188ZM2 145H1V146H2ZM5 145H6V144H5ZM31 145H33V144H31ZM64 145H66V144H64ZM77 145H78V144H77ZM90 145H91V144H90ZM90 145H89V146H90ZM99 145H100V144H99ZM107 145H108V143H107ZM144 145H145V143H144ZM146 145H147V144H146ZM160 145H161V144H160ZM7 146H8V145H7ZM20 146H21V145H19V148H20ZM53 146H54V145H53ZM67 146H69V144H68ZM84 146H85V145H84ZM109 146H110V143H109ZM109 146H107V148H108ZM150 146H151V144H150ZM156 146H157V145H156ZM164 146H165V145H164ZM190 146H191V145H190ZM23 147H24V146H23ZM60 147H61V146H60ZM71 147H72V143H71ZM81 147H82V146H81ZM86 147H87V146H86ZM130 147H131V144H130ZM136 147H137V146H136ZM136 147H134V150H135ZM144 147H145V146H144ZM148 147H149V146H147L146 148H148ZM157 147H158V146H157ZM184 147H185V146H184ZM188 147H189V146H188ZM2 148H3V147H2ZM17 148H18V145H17ZM21 148H22V147H21ZM38 148H39V147H38ZM56 148H57V147H56ZM66 148H67V147H66ZM82 148H83V147H82ZM82 148H81V150H82ZM101 148H102V147H100V149H101ZM103 148H102V149H103ZM109 148H111V147H109ZM112 148H113V147H112ZM146 148H145V149H146ZM168 148H170V147H168ZM173 148H174V146H173ZM178 148L180 149V147H178ZM181 148H182V147H181ZM185 148H186V147H185ZM8 149H9V148H8ZM34 149H35V148H34ZM83 149H84V148H83ZM85 149H86V148H85ZM91 149H92V148H91ZM91 149H90V150H91ZM96 149H97V147H96ZM98 149H99V147H98ZM141 149H143V148H141ZM145 149H144V151H145ZM158 149H159V150H158ZM158 149H157V150L155 149V150H156L157 152H159V153L161 152L160 154H162V155H163V150L166 151V148H165V147H162V148H161V147H160V148L158 147ZM6 150H7V149H6ZM6 150H5V151H6ZM17 150H18V149H17ZM22 150H24V149H22ZM37 150H38V149H37ZM42 150H43V149H42ZM42 150H41V151H42ZM46 150H48V149L46 148ZM50 150H53V149H50ZM54 150H55V148H54ZM57 150H58V149H57ZM57 150H55V152H56ZM66 150H67V149H66ZM68 150H70V149H68ZM68 150H67V151H68ZM86 150H88V149H86ZM86 150H82V152H85ZM94 150H95V147H94ZM94 150H93V152H94ZM103 150H105V149H103ZM103 150H102V151H103ZM109 150H110V149H109ZM109 150H108V151H109ZM112 150H113V149H112ZM136 150H137V148H136ZM139 150H140V149H139ZM146 150H147V149H146ZM153 150H154V145H153ZM167 150H168V149H167ZM170 150H171V149H170ZM176 150H178V149H176ZM181 150H182V149H181ZM186 150H187V149H185V151H186ZM5 151H4V152H5ZM7 151H8V150H7ZM88 151H89V150H88ZM99 151H100V150H99ZM108 151H107V154L109 153ZM156 151H155V152H156ZM173 151H174V150H173ZM178 151H179V150H178ZM178 151H176V153H177ZM11 152H12V151H11ZM29 152H30V155H31V154H32V153H31V150H30ZM29 152H28V153H29ZM51 152H52V151H51ZM60 152H61V150H60ZM69 152H72V151H69ZM86 152H87V151H86ZM96 152H97V151H96ZM104 152H106V150H105ZM145 152L148 153V155H149V152H147V151H145ZM145 152H144V153H145ZM153 152H154V151H153ZM166 152H167V151H166ZM169 152H170V151H169ZM169 152H167V154H168ZM181 152H182V151H181ZM190 152H191V150H190ZM192 152H193V151H192ZM194 152H195V150H194ZM28 153H27V154H28ZM56 153H57V152H56ZM66 153H67V154H70V153H68V152H66ZM73 153H74V152H73ZM99 153H100V152H99ZM111 153H112V151H111ZM159 153H158V156L160 155ZM164 153H165V152H164ZM174 153H175V151H174ZM183 153H184V152H183ZM185 153H186V152H185ZM9 154L11 155V153H9ZM14 154H16V155H17L18 157H20V158H23L22 161H26L27 159H29V158L26 157L27 155H26L25 153L23 154V153L15 152ZM14 154H13V155H14ZM49 154H50V152H49ZM49 154H48V155H49ZM53 154H54V153H53ZM57 154H59V153H57ZM57 154H55V156H56ZM88 154H89V153H88ZM90 154H91V153H90ZM101 154H102V152H101ZM113 154H114V153H113ZM141 154H142V153H141ZM152 154H153V153H152ZM155 154H156V153H155ZM170 154H171V153H170ZM177 154H178V153H177ZM177 154H176V155H177ZM181 154H182V153H181ZM187 154H188V152H187ZM16 155H15V156H16ZM33 155H34V154H33ZM50 155H51V154H50ZM60 155H61V154H59V156H60ZM70 155H71V154H70ZM70 155L68 156L69 158H70ZM78 155H79V154L74 153V156H75V157L73 156V157H74V160H76L75 158H78V157H77ZM83 155H84V154H83ZM85 155H87V154L85 153ZM92 155H93V154H92ZM95 155H96V153H95ZM95 155H94V156H95ZM104 155H105V154H104ZM110 155H111V154H110ZM145 155H146V154H145ZM145 155H144V156H145ZM148 155H146V156L148 157ZM178 155H180V153H179ZM182 155H183V154H182ZM188 155H189V154H188ZM15 156H14V157H15ZM31 156H32V155H31ZM34 156H35V155H34ZM36 156H37V155H36ZM36 156H35V157H36ZM38 156H39V155H38ZM59 156H58V157H59ZM62 156H64V155H62ZM94 156H93V157H94ZM100 156H101V155H100ZM106 156H107V155H106ZM112 156H114V155H112ZM112 156H109V157H108V158H110V161H111V157H112ZM118 156H119V154H118ZM118 156L116 155V157H118ZM144 156H143V157H144ZM149 156L151 157V155H149ZM154 156H155V155H154ZM173 156H174V155H173ZM190 156H191V155H190ZM192 156H194V155H192ZM192 156H191V157H192ZM9 157H10V156L8 155V158H9ZM11 157L13 158V156H11ZM29 157H30V156H29ZM32 157H33V156H32ZM41 157H42V156H41ZM41 157H40V158H41ZM48 157H49V156H47V158H48ZM65 157H66V156H65ZM73 157H71L70 159H72ZM79 157H80V156H79ZM84 157H86V156H84ZM90 157H92V156H90ZM93 157H92V158H93ZM116 157H115V158H116ZM155 157H156V156H155ZM159 157L161 158V156H159ZM183 157H184V156H183ZM183 157H182V159H183ZM186 157H187V155H186ZM188 157H189V156H188ZM2 158L5 160L4 157H2ZM44 158H46V156H45V157L43 156V159H44ZM101 158H103V157H101ZM104 158H106V157L104 156ZM104 158H103V159H104ZM119 158H120V157H119ZM127 158H128V157H127ZM148 158H149V157H148ZM165 158H167V157H165ZM169 158H170V157H169ZM230 158H232V157H230ZM233 158H234V157H233ZM0 159H1V158H0ZM9 159L11 160V158H9ZM9 159H7V160H9ZM14 159H15V158H14ZM16 159H17V158H16ZM34 159H35V158H34ZM34 159H31V160L34 161V162L37 161V163H38V161L40 162L42 158H41V159L37 158V159H35V160H34ZM55 159H56V158H55ZM55 159L53 160V163L56 162ZM59 159H60V158H59ZM59 159H58V160H59ZM63 159H64V158H63ZM81 159H82V158H80V160H81ZM87 159H88V156H87ZM103 159H101V160H103ZM117 159H118V158H117ZM151 159H152V158H151ZM151 159H150V160H151ZM163 159H164V158H162L161 160L163 161ZM173 159H174V157H173ZM175 159H176V158H175ZM180 159H181V157H180ZM186 159H187V158H186ZM192 159H193V158H192ZM236 159H237V158H236ZM20 160H21V159H19V161H20ZM49 160H50V158H49ZM51 160H52V158H51ZM95 160H96V158H95ZM97 160H99V159H97ZM97 160H96V161H97ZM101 160H100V161H101ZM104 160H105V159H104ZM106 160H107V159H106ZM106 160H105V161H106ZM113 160H114V158L112 159V161H113ZM120 160H121V159H120ZM124 160H125V158H124ZM140 160H141V159H140ZM166 160H167V159H166ZM177 160H178V159H177ZM184 160H185V159H184ZM193 160H194V159H193ZM229 160H230V159H229ZM17 161H18V159H17ZM60 161H61V160H60ZM68 161H71V163H72V162H75V161H72V160H68ZM105 161H104V163H105ZM118 161H119V160H118ZM126 161H127V159H126ZM126 161H125V165H124V166H126V164H127ZM147 161H149V160H147ZM147 161H146V162H147ZM152 161H153V159H152L151 161H149V162L151 163ZM154 161H156V160H154ZM154 161H153L152 163H155ZM167 161L169 162V160H167ZM170 161L172 162L171 159H170ZM180 161H183V160H180ZM238 161H239V159H238ZM3 162H4V161H3ZM5 162H6V161H5ZM9 162H10V161H9ZM9 162H8V163H9ZM28 162L31 163V161H28ZM42 162H44V161H42ZM45 162H46V161H45ZM49 162H50V161H49ZM49 162H48V160H47V163H49ZM61 162H62V161H61ZM66 162H67V161H66ZM83 162H84V161H83ZM86 162H87V161H86ZM90 162H91V161H90ZM90 162H89V163H90ZM97 162L99 163V161H97ZM115 162H117V160H116ZM120 162H121V161H119V162H117V163H120ZM149 162H148V163H149ZM157 162H158V161H157ZM190 162H191V160H190ZM190 162H189V163H190ZM194 162H196L195 167L197 168V170H199L200 172H202L201 177H199V176H193L194 174L191 175V173H190L189 175H187V174H185V173H189V172H188L189 170H188V171L186 170L187 172L185 171V173H184V172H182V167H181V172H178V173H183L182 176H181V178H180L181 180L179 181V183L182 181V190H180L179 187H178V189L180 190V192H181V193L184 192V193L188 194V195L193 199V200H191V202H192V201H199V203H198L199 205H200V202H201V201H204V202H205L206 200H208V198H210L209 201L212 202V203H215V202H216V203H218V205H219L220 203L223 204L224 201H223V198L220 197L221 195L219 196L218 194H215V193H211V192H210V188L212 187V186H211V183L218 184L221 175H219V173L216 172V171H214V170H213V171H212V170H203V168L201 167V166H203V165H200V163H198V162L195 161V160H194L192 163H194ZM229 162H230V161H229ZM8 163H7V164H8ZM59 163H60V162H59ZM71 163H70V164H71ZM75 163H76V162H75ZM77 163H78V162H77ZM108 163H109V162H108ZM111 163H112V162H111ZM130 163H131V161H130ZM132 163H133V162H132ZM132 163H131V164H132ZM136 163H137V162H136ZM140 163H141V162H140ZM164 163H165V162H164ZM164 163H163V164H164ZM184 163H185V162H184ZM189 163H188V164H189ZM227 163H228V162H227ZM237 163H238V162H237ZM19 164H20V162H19ZM19 164H18V165H19ZM27 164H28V163H27ZM31 164H32V163H31ZM51 164H52V163H51ZM61 164H62V163H61ZM96 164H97V163H96ZM101 164H103V163H101ZM106 164H107V163H106ZM109 164H110V163H109ZM113 164H114V162H113ZM143 164H145V162H142L141 165H143ZM163 164H162V167H163ZM166 164H167V162H166ZM166 164H165V165H166ZM172 164H173V162H172ZM181 164H182V163H181ZM185 164H186V163H185ZM225 164H226V163H225ZM3 165H5V164L3 163ZM11 165H13V164H11ZM18 165H17V166H18ZM33 165H34V164H33ZM40 165H43V164L40 163ZM63 165H64V167H66V168H64V169H67V168H68V166L65 165L64 163H63ZM82 165H83V164H82ZM103 165H104V164H103ZM114 165H115V164H114ZM116 165H117V164H116ZM120 165H121V164H120ZM127 165H128V164H127ZM135 165H136V164H135ZM138 165H139V163H138ZM141 165H140V166H141ZM145 165H147V164H145ZM148 165H149V164H148ZM152 165H153V164H151L150 167H153ZM155 165H158V164L155 163ZM168 165L170 166V164H168ZM168 165H167V168L171 169L170 167H172V165H171L170 167H168ZM173 165H174V164H173ZM186 165H187V164H186ZM192 165H193V164H192ZM237 165H238V164H237ZM0 166H1V163H0ZM22 166H23V165H22ZM27 166H28V165H27ZM56 166H57V165H55V167H56ZM61 166H62V165H61ZM70 166H71V165H69V168H71ZM74 166H77V165L75 164ZM85 166H86V165H85ZM91 166H92V165H91ZM93 166H95V165H93ZM98 166H99V164H98ZM98 166H97V167H98ZM100 166H101V165H100ZM104 166H105V168L107 167L106 165H104ZM104 166H103V167H104ZM124 166H123V168L126 169ZM131 166H132V165H130V167H131ZM133 166H134V165H133ZM133 166H132V168H133ZM136 166H137V165H136ZM143 166H144V165H143ZM160 166H161V165H160ZM184 166H185V165H184ZM226 166H227V165H226ZM229 166L231 167L232 165H229ZM1 167H2V166H1ZM7 167H8V166H7ZM36 167H37V165H36ZM42 167H43L44 169H45V168H48L47 166H44V165H43ZM49 167H50V166H49ZM116 167H117V166H116ZM119 167H120V166H118V168H119ZM128 167H129V166H128ZM130 167L127 168V169L130 170ZM145 167H146V166H145ZM155 167H156V166H155ZM178 167L180 168V165H179ZM178 167H176V168H178ZM195 167H194V168H195ZM227 167H228V166H227ZM233 167H236V166H233ZM237 167H238V166H237ZM18 168H19V167H18ZM56 168H57V167H56ZM56 168H55V169H56ZM58 168H59V166H58ZM58 168H57V170H58ZM79 168L82 169V167H79ZM88 168H89V167H88ZM113 168H115V166H114ZM135 168H137V167H135ZM135 168H134V169H135ZM141 168H142V167H141ZM148 168H149V167L147 166L146 169H147L148 171H149V169L152 170V168H149V169H148ZM159 168H161V167H159ZM163 168H165V167H163ZM179 168H178V169H179ZM189 168H190V167H189ZM240 168H241V167H240ZM22 169H23V168H22ZM44 169H42V170H44ZM55 169H54V170H55ZM59 169H60V168H59ZM81 169H80V170H81ZM84 169H85V167H84ZM84 169H83V170H84ZM96 169H98V168H96ZM100 169H101V168H100ZM103 169H104V168H102L101 171H102ZM106 169H107V168H106ZM127 169H126V170H127ZM134 169H133V170H134ZM154 169H155V168H154ZM154 169H153V170H154ZM161 169H162V168H161ZM161 169H160V170H161ZM169 169H165V171L167 172V174L171 173V172L169 171ZM178 169H177V170H178ZM185 169H186V168H185ZM187 169H188V168H187ZM232 169H234V168H232ZM10 170H11V169H10ZM13 170H15V169H13ZM26 170H27V169H26ZM34 170H35V169H34ZM40 170H41V168H40ZM42 170H41V171H42ZM48 170H49V169H48ZM51 170H52V168H51ZM80 170H79V171H80ZM86 170H87V169H86ZM89 170H91V169H89ZM94 170H95V169H94ZM98 170H99V169H98ZM126 170H125L124 173H126V172L129 171V170H127V171H126ZM138 170H139V169H138ZM151 170H150L149 172H151ZM171 170H172V169H171ZM174 170H175V169H174ZM177 170H176V171H177ZM193 170H194V169H193ZM193 170H192V171H193ZM238 170H239V169H238ZM11 171H12V170H11ZM20 171H21V170H20ZM61 171H62V170H61ZM63 171H65V170H63ZM63 171H62V172H63ZM81 171H82V170H81ZM81 171H80V172H81ZM92 171H93V169H92ZM99 171H100V170H99ZM110 171L113 172V170H110ZM115 171H116V170H115ZM121 171H122V170H121ZM123 171H124V170H123ZM134 171H136V169H135ZM148 171L146 172V174L148 173ZM165 171H164V172H165ZM168 171H169V173H168ZM172 171H173V170H172ZM183 171H184V170H183ZM199 171H198V172H199ZM7 172H10V171H7ZM12 172H13V171H12ZM15 172H16V171H15ZM18 172H19V171H18ZM18 172H17V173H18ZM52 172L55 173L54 171H52ZM59 172H60V171H59ZM62 172H61V173H62ZM66 172H68V171L66 170L65 172H63V177H64V174H67ZM69 172H70V171H69ZM69 172H68V173H69ZM102 172H103V171H102ZM136 172H137V171H136ZM138 172H139V171H138ZM144 172H145V171H144ZM190 172H191V171H190ZM4 173H5V172H4ZM21 173L24 175V171H23V172L21 171ZM30 173H31V172H30ZM57 173H58V172H57ZM70 173H71V172H70ZM70 173H69V174H70ZM72 173H73V172H72ZM72 173L70 174V177H71V175L74 174V173H73V174H72ZM81 173H82V172H81ZM88 173H89V172H88ZM92 173H93V172H92ZM92 173H91V175H92ZM100 173H101V172H100ZM113 173H114V172H113ZM122 173H123V172H122ZM124 173H123V174H124ZM129 173H130V172H129ZM133 173H135V172H133ZM139 173H140V172H139ZM142 173H143V172H142ZM172 173H173V172H172ZM175 173H176V172H175ZM175 173H174V174H175ZM178 173H177V176H178ZM192 173H193V172H192ZM195 173H196V172H195ZM236 173H237V169H236ZM26 174H27V173H26ZM35 174H36V173H35ZM38 174H39V173H38ZM77 174H78V173H77ZM79 174H80V173H79ZM89 174H90V173H89ZM97 174H98V173H97ZM101 174H102V173H101ZM116 174H117V173H116ZM119 174H120V173H119ZM126 174H127V173H126ZM131 174H132V173H131ZM136 174H137V173H135L134 175H136ZM167 174H166V175H167ZM197 174H199V173H197ZM220 174H221V173H220ZM234 174H235V173H234ZM7 175H8V174H7ZM9 175H10V174H9ZM40 175H41V174H40ZM43 175H44V174H43ZM48 175H49V174H48ZM48 175H47V176H48ZM54 175H55V174H54ZM54 175H52V176H54ZM56 175H58V174H56ZM56 175H55V176H56ZM104 175H105V174H104ZM114 175H115V173H114ZM124 175H125V174H124ZM127 175H129V174H127ZM141 175H144V173L141 174ZM141 175H139V176L141 177ZM169 175H173V174H169ZM180 175H181V174H180ZM37 176H38V175H37ZM41 176H42V175H41ZM49 176H51V174H50ZM52 176H51V177H52ZM58 176H59V175H58ZM65 176H69V175H65ZM77 176H79V175H76V177H77ZM95 176H96V175H95ZM129 176H130V175H129ZM132 176H133V175H132ZM235 176H236V175H235ZM7 177H8V176H7ZM17 177H18V176H17ZM21 177H22V176H21ZM27 177H28V175H27ZM70 177H69V178H70ZM74 177H75V176H74ZM76 177H75V178H76ZM87 177H88V176H87ZM90 177H91V176H90ZM93 177H94V176H93ZM115 177H116V176H115ZM135 177H136V176H135ZM178 177H179V176H178ZM178 177H177V178H178ZM228 177H229V176H228ZM23 178H24V177H23ZM45 178H46V177H45ZM55 178H56V177H55ZM61 178H62V177H61V174H60V179H61ZM65 178H66V177H65ZM75 178H74V179H75ZM91 178H92V177H91ZM91 178H89V180H90ZM95 178H96V177H94V180H95ZM98 178H99V177H98ZM98 178H97V179H98ZM124 178H125V177H124ZM166 178H167V176H166ZM168 178H170V176H169ZM237 178H238V176H236V181H237ZM28 179H30V178L28 177ZM31 179H32V178H31ZM33 179H34V178H33ZM41 179H42V178H41ZM53 179H54V178H53ZM56 179H57V178H56ZM58 179H59V178H58ZM60 179H59V180H60ZM82 179H84V178H82ZM86 179H87V178H86ZM92 179H93V178H92ZM125 179H128V178H125ZM130 179H131V176H130ZM174 179H176V178H174ZM221 179H223V178H221ZM37 180H39V179H37ZM50 180H51V179H50ZM65 180H66V179H65ZM75 180H76V179H75ZM98 180H99V179H98ZM169 180H171V178H170ZM172 180H173V179H172ZM34 181H35V180H34ZM52 181H53V180H52ZM63 181H64V180H63ZM82 181H83V180H82ZM92 181H93V180H92ZM99 181H100V180H99ZM128 181H129V179H128ZM173 181H174V180H173ZM177 181H178V180H177ZM221 181H222V180H221ZM78 182H81V181H78ZM84 182H85V181H84ZM88 182H89V181H87V183H88ZM96 182H97V180H96ZM126 182H127V181H126ZM175 182H176V180H175ZM222 182H223V181H222ZM230 182H233V181H230ZM230 182H229V183H230ZM239 182H241V180H240ZM42 183H43V182H42ZM45 183H46V181H45ZM54 183H55V182H54ZM57 183H59V182H57ZM60 183H62L61 180H60ZM64 183H66V182L64 181ZM68 183H69V182H68ZM73 183H74V181H73ZM223 183H224V182H223ZM226 183H227V182H226ZM226 183H225V184H226ZM24 184H25V183H24ZM31 184L33 185L34 183L31 182ZM38 184H40V183H38ZM38 184H37V185H38ZM62 184H63V183H62ZM80 184H81V183H80ZM88 184H89V183H88ZM177 184H178V183H177ZM177 184H176V185H177ZM231 184L234 185L235 182H234V184H233V183H231ZM242 184H243V182L241 183V186H242V189H243V188H244V187H243L244 184H243V185H242ZM58 185H59V184H58ZM73 185H75V183H74ZM85 185H86V184H85ZM103 185H104V184H103ZM105 185H106V184H105ZM144 185H145V184H144ZM155 185H156V184H155ZM155 185H154V186H155ZM174 185H175V184H174ZM179 185H180V184H179ZM212 185H213V184H212ZM219 185H220V184H219ZM222 185H223V184H222ZM39 186H40V185H39ZM39 186H38V187H39ZM50 186H51V185H50ZM55 186H56V185H55ZM60 186H61V184H60ZM64 186H65V184L63 185V187H64ZM66 186H67V184H66ZM87 186H88V185H87ZM91 186H92V185H91ZM157 186H158V185H157ZM157 186H156V187H157ZM213 186H214V185H213ZM216 186H217V185H216ZM226 186H227V185H226ZM22 187H23V186H22ZM31 187H32V186H31ZM31 187H30V188H31ZM61 187H62V186H61ZM63 187H62V188H63ZM68 187H69V186H68ZM70 187H71V186H70ZM72 187H73V186H72ZM81 187H82V186H81ZM81 187H79V188H81ZM108 187H109V186H108ZM108 187H107V188H108ZM171 187H172V186H171ZM222 187H223V186H222ZM222 187H221V188H222ZM25 188H26V187H25ZM35 188H36V187H35ZM35 188H34V189H35ZM62 188H61V190H62ZM83 188H84V187H83ZM90 188H91V187H90ZM105 188H106V186H105ZM110 188H112V187H110ZM158 188H159V186H158ZM158 188H157V189L155 188L154 191H155V192L158 191ZM176 188H177V187H176ZM176 188H172V189H173V190H177ZM216 188H218V187H216ZM224 188H225V187H224ZM237 188H238V187H237ZM23 189H24V188H23ZM36 189H37V188H36ZM36 189H35V190H36ZM38 189L41 191L40 188H38ZM38 189H37V190H38ZM43 189H44V188H43ZM45 189H47V188L45 187ZM50 189H51V188H50ZM58 189H59V188H58ZM64 189H65V187H64ZM64 189H63V190H64ZM76 189H77V188H76ZM76 189H75V191H76ZM85 189H87V187H85ZM91 189H93V188H91ZM95 189H96V188H95ZM152 189H153V187H152ZM159 189H160V188H159ZM172 189H171V190H172ZM213 189H214V188H213ZM219 189H220V188H219ZM219 189H218L217 191H219ZM24 190H25V189H24ZM28 190H29V189H28ZM32 190H33V189H32ZM35 190H34V191H35ZM47 190H48V189H47ZM73 190H74V189H73ZM81 190H82V189H81ZM81 190H80V191H81ZM89 190H90V189H89ZM99 190H100V189H99ZM129 190H130V189H129ZM129 190H128V191H129ZM179 190H177V191H179ZM222 190H223V188H222ZM225 190H226V188H225ZM225 190H224V191H225ZM231 190H232V189H231ZM238 190H239V188H238ZM240 190H241V189H240ZM34 191H33V193H34ZM44 191H45V190H44ZM52 191H54V190H52ZM59 191H60V190H59ZM87 191H88V190H87ZM177 191H174V193H176ZM214 191H215V190H214ZM217 191H216V192H217ZM234 191L236 192L237 190H234ZM27 192H28V191H27ZM48 192H49V190H48ZM69 192H70V191H69ZM77 192H78V191H77ZM81 192H82V191H81ZM95 192H96V191H95ZM95 192L93 193L94 195H95ZM103 192H104V191H103ZM110 192H111V191H109V193H110ZM114 192H115V191H114ZM122 192H123V191H122ZM122 192H121V193H122ZM152 192H153V191H152ZM172 192H173V191H172ZM212 192H213V191H212ZM219 192H220V191H219ZM29 193H31V192H29ZM44 193H45V192H44ZM51 193H53V192H51ZM67 193H68V192H67ZM71 193H73V191H72ZM126 193H127V192H126ZM131 193H132V192H131ZM170 193H171V191H170ZM181 193L179 194V192H178V194L176 193V195H179V196H180ZM222 193H223V192H222ZM224 193H225V192H224ZM226 193H227V192H226ZM240 193H241V192H240ZM243 193H245V192H243ZM243 193H241V194H243ZM55 194H56V193L54 192L53 195H55ZM61 194H62V193H61ZM69 194H70V193H69ZM76 194H77V193H76ZM82 194H83V193H82ZM85 194H86V193H85ZM91 194H92V193H91ZM104 194H106V193H104ZM129 194H130V193H129ZM137 194H138V193H137ZM157 194H158V193H157ZM220 194H221V193H220ZM235 194H236V193H235ZM246 194H247V193H246ZM246 194H243V195H246ZM63 195H65V193H64ZM74 195H75V194H74ZM97 195H98V194H97ZM100 195H101V194H100ZM106 195H107V194H106ZM117 195H118V194H117ZM119 195H120V194H119ZM131 195H132V194H131ZM134 195H135V194H134ZM134 195H133V196H134ZM138 195H139V194H138ZM183 195H184V194H183ZM236 195H237V194H236ZM236 195H234V197H235ZM65 196H66V195H65ZM68 196H69V195H67L66 197H68ZM84 196H86V195H84ZM95 196H96V195H95ZM123 196H124V195H123ZM126 196H127V195H126ZM129 196H130V195H129ZM179 196H178V197H179ZM231 196H232V195H231ZM237 196H238V197H237ZM237 196H236V198H239V195H237ZM246 196H247V195H246ZM56 197H57V196H56ZM59 197H60V196H59ZM59 197H58V198H59ZM66 197H65V199H66ZM93 197H94V196H93ZM93 197H92V198H93ZM175 197H176V196H175ZM178 197H177V198H178ZM224 197H225V195H224ZM71 198H72V197H71ZM71 198H70V199H71ZM110 198H111V197H110ZM131 198H133V197L131 196ZM135 198H136V199H135ZM135 198H133V199H135L136 202L141 201L140 198H139L140 200H138V201H137V197H135ZM144 198H145V200H146V197H144ZM144 198H143V200H144ZM177 198H175V199H177ZM180 198H182V197H180ZM180 198H179V199H180ZM236 198H235V199H236ZM241 198H242V197H241ZM243 198H244V197H243ZM85 199H86V197H85ZM90 199H91V198H90ZM90 199H89V200H90ZM93 199H94V198H93ZM227 199H228V198H227ZM248 199H249V197H248ZM58 200H59V199H58ZM63 200H64V199H63ZM67 200H68V199H67ZM131 200H132V199H131ZM135 200H134V201H135ZM168 200H169V199H168ZM181 200H182V199H181ZM183 200H184V199H183ZM229 200L231 201V199H229ZM246 200H247V199H246ZM61 201H62V200H61ZM87 201H88V199H87ZM114 201H115V200H114ZM129 201H130V200H129ZM226 201H227V200H226ZM226 201H225V202H226ZM235 201H236V200H235ZM247 201H248V200H247ZM249 201H250V200H249ZM88 202H89V201H88ZM136 202H135V203H136ZM146 202H147V201H146ZM210 202H209V203H210ZM245 202H246V201H245ZM61 203H62V202H61ZM63 203H64V201H63ZM69 203H71V202L69 201ZM69 203H68V205H69ZM135 203H134V204H135ZM140 203H141V202H140ZM195 203H196V202H194V204H195ZM108 204H109V203H108ZM128 204H129V203H128ZM128 204H127V205H128ZM141 204L144 205V203H141ZM222 204H221V206H222ZM227 204H228V203H227ZM240 204H241V203H240ZM240 204L238 203V205H240ZM245 204H247V203H245ZM60 205H61V204H60ZM63 205H64V204H63ZM63 205H62V206H63ZM65 205H66V204H65ZM70 205H71V204H70ZM87 205H88V204H87ZM93 205H94L95 208H96V213H97V214H96L95 216H96L97 218L102 219L103 221H105V219L110 218V217L107 218V209H106V204H105L104 196H103V195H101V196H97V197L95 198L94 202H93ZM115 205H116V204H115ZM138 205L141 206L140 204H138ZM202 205H203V204H202ZM202 205H201V207L205 206V205H203V206H202ZM216 205H217V204H216ZM231 205H233V204H231ZM250 205H251V204H250ZM250 205H248V207H249ZM62 206H61V207H62ZM75 206H76V205H75ZM90 206H91V205H90ZM130 206H131V205H130ZM209 206H210V205H209ZM224 206H226V205L224 204ZM228 206H229V205H228ZM58 207H59V206H58ZM73 207H74V206H73ZM76 207H77V206H76ZM86 207H89V206H86ZM91 207H92V206H91ZM91 207H90V208H91ZM127 207H128V206H127ZM135 207H137V206L135 205ZM135 207H134V208H135ZM143 207H144V206H143ZM146 207H147V206H146ZM201 207H200V208H201ZM207 207H208V206H207ZM207 207H205V208H207ZM222 207H223V206H222ZM246 207H247V206H246ZM250 207H251V206H250ZM67 208H69V207L67 206ZM107 208H108V207H107ZM116 208H117V207H115V209H116ZM119 208H121V206H120ZM141 208H142V206H141ZM209 208H210V207H209ZM251 208H252V207H251ZM59 209H61V208H59ZM62 209H63V207H62ZM109 209H110V208H109ZM117 209H118V208H117ZM117 209H116V210H117ZM132 209H133V208H132ZM139 209H140V208H139ZM139 209H138V210H139ZM148 209H150V208L148 207ZM201 209H202V208H201ZM64 210H65V209H64ZM70 210H71V208H70ZM74 210H75V208H74ZM112 210H113V209H112ZM119 210H120V209H119ZM127 210H128V209H126V212H128ZM146 210H147V208H146ZM205 210H207V209H205ZM215 210H216V209H215ZM60 211H62V210H60ZM108 211H109V210H108ZM134 211H135V210H134ZM207 211H211V210L209 209V210H207ZM207 211H205V212L202 211V212H204V213L207 214V213H208ZM216 211H217V210H216ZM63 212H64V211H63ZM66 212H67V211H66ZM88 212H89V211H88ZM132 212H133V211H132ZM148 212H149V210H148ZM148 212H144V214H145V213L147 214ZM214 212H215V211H214ZM214 212H213V213H214ZM68 213H69V212L65 213L64 216H63L62 213H61V214H62V216H63V222H64V224H65V225H64V226H65L64 228L66 229V230H65V232H66V235H65V236H67V238H68L67 240H70L71 242H73V241H75V239H80L79 237H82V236H81V234H80L79 232L76 231L77 229L75 230V225H74L73 217H72V215L69 216ZM71 213L73 214V212H71ZM117 213H119V211H118ZM124 213H125V212H124ZM134 213H135V212H134ZM138 213H139V212H138ZM140 213H141V212H140ZM142 213H143V212H142ZM211 213H212V211H211ZM211 213H210V214H211ZM215 213H218V212H215ZM220 213H221V212H220ZM59 214H60V213H59ZM74 214H75V212H74ZM127 214H128V213H127ZM127 214H126V215H127ZM146 214H145V215H146ZM201 214H202V213H201ZM208 214H209V213H208ZM77 215H78V213H77ZM88 215H89V214H88ZM91 215H92V214H91ZM109 215H110V213H109ZM212 215H213V214H211V216H212ZM59 216H60V215H58V219H59ZM95 216H94V217H95ZM115 216H116V215H115ZM128 216H129V215H128ZM203 216H204V214H203ZM203 216L200 217L201 220H202V219H206V217L204 218ZM208 216H210V215H208ZM211 216H210V217H211ZM215 216H217V214H215L214 217H215ZM223 216H224V215H223ZM44 217H45V216H44ZM85 217H86V216H85ZM89 217H90V216H89ZM96 217H95V218H96ZM118 217H119V216H118ZM210 217H208V218H210ZM221 217H222V216H221ZM221 217H220V218H221ZM191 218H192V217H191ZM208 218H207V219H208ZM215 218H216V217H215ZM46 219H47V217H46ZM76 219H77V218H76ZM81 219H82V217H81ZM83 219H84V218H83ZM85 219H86V218H85ZM91 219H92V218H91ZM93 219H94V218H93ZM194 219H195V218H194ZM207 219H206V221H207ZM217 219L219 220V218H217ZM61 220H62V219H61ZM78 220H80V218H78ZM86 220H87V219H86ZM110 220H112V219H110ZM183 220H184V219H183ZM195 220L197 221V219H195ZM209 220H210V219H209ZM221 220H222V219H221ZM223 220H224V219H223ZM45 221H47V220H45ZM82 221H83V220H82ZM90 221H91V220H90ZM206 221L204 220V222H206ZM216 221H217V220H216ZM216 221H215V222H216ZM219 221H220V220H219ZM219 221H217V223H218ZM256 221H257V220H256ZM48 222H49V221H48ZM57 222H58V221H57ZM79 222H81V221H78V224H79V227H80V223H79ZM84 222H85V221H83L82 226L85 228V226H84ZM87 222H88V221H87ZM87 222H85L86 225H87ZM188 222H190V221H188ZM199 222H200V221H199ZM201 222H203V221H201ZM210 222H211V221H210ZM210 222L207 223V224H210ZM212 222L214 223V220H213ZM221 222H222V221H221ZM223 222H225V221H223ZM223 222H222V223H223ZM248 222H249V221H248ZM248 222H247V224L249 225L250 223H248ZM89 223H90V222H89ZM104 223H105V222H104ZM113 223H114V221H113ZM121 223H122V222H121ZM123 223H124V222H123ZM191 223H193V219L191 220ZM222 223H221V224H222ZM228 223H229V222H228ZM252 223H253V222H252ZM252 223H251V224H252ZM108 224H109V223H108ZM111 224H112V223H111ZM189 224H190V223H188V225H189ZM221 224H220V222H219V224H216L218 228H217V230H216V228L213 229V230H215L214 233H218V232H216V231H219L218 229H224V227H226V226L228 225V224L226 223V226H225V225H224L225 223H223L224 227H223V225H222V227H223V228H222V227L218 226V225H221ZM229 224L232 225V223H229ZM236 224H238V223H236ZM263 224H264V223H263ZM49 225H50V224H49ZM49 225H48V226H49ZM58 225H59V224H58ZM89 225H90V224H89ZM117 225H118V224H117ZM119 225H120V223H119ZM138 225H139V224H138ZM142 225H143V223H142ZM145 225H146V223H145ZM177 225H178V224H177ZM182 225L185 226L184 223H183ZM191 225H192V224H191ZM194 225H195V223H194ZM200 225H201V224H200ZM205 225H206V224H205ZM205 225H204V226H205ZM253 225H254V224H253ZM253 225H251V226H253ZM255 225H256V224H255ZM261 225H262V224H261ZM82 226L80 227V229H81V230H84V229H82V228H83ZM148 226H149V225H148ZM186 226H187V225H186ZM186 226H185V227H186ZM192 226H193V225H192ZM198 226H199V225H198ZM198 226H197V227H198ZM202 226H203V225H202ZM232 226H234V225H232ZM232 226H231V228H232ZM256 226H257V225H256ZM262 226H263V225H262ZM49 227H52V226H49ZM137 227H138V226H137ZM180 227H181V225H180ZM190 227H191V226H190ZM190 227L188 226V228L192 230V228H190ZM193 227H194V226H193ZM197 227H196L195 230H196V231H197V230L199 231V228H197ZM199 227H200V226H199ZM206 227H207V225H206ZM206 227H205V228H206ZM211 227H212V226H211ZM214 227H215V226H214ZM229 227H230V226H229ZM229 227H228V229H229ZM235 227H237V225H236ZM248 227H249V226H248ZM248 227H247V229H248ZM258 227H259V225H258ZM263 227H264V226H263ZM52 228H53V227H52ZM56 228H57V227H56ZM89 228H90V227H89ZM144 228H145V227H144ZM150 228H151V227H150ZM188 228H187V231H188ZM212 228H213V227H212ZM212 228H211V229H212ZM231 228H230V229H231ZM249 228H250V227H249ZM254 228H255V226H254ZM260 228L262 229V227H260ZM49 229H50V228H49ZM87 229H88V228H87ZM117 229H118V228H117ZM136 229H137V228H136ZM136 229H135V230H136ZM140 229H141V228H140ZM178 229H180V228L178 227ZM183 229H184V227H183ZM185 229H186V228H185ZM226 229H227V227L225 228V230H226ZM232 229L234 230V228H232ZM61 230L64 231L63 228H61ZM85 230H86V228H85ZM85 230H84V231H81V232L84 233V235L87 233V232H85ZM120 230H121V229H120ZM123 230H124V229H123ZM141 230H142V229H141ZM150 230H151V229H150ZM181 230H182V229H181ZM202 230H204V229L202 228ZM205 230H208V229H205ZM233 230H232V231H233ZM253 230H254V229H253ZM79 231H80V230H79ZM138 231H139V229H138ZM142 231H143V230H142ZM173 231H174V230H173ZM173 231H172V232H173ZM178 231H179V230H178ZM220 231H221V233H222V232L225 233L224 230H223V231L220 230ZM230 231H231V230H230ZM230 231L228 230V233H229ZM239 231H240V230H239ZM251 231H252V229H251ZM89 232H90V231H89ZM135 232H136V231H135ZM150 232H151V231H150ZM153 232H154V230H153ZM155 232H156V231H155ZM194 232H195V231H194ZM199 232H200V231H199ZM203 232H204V231H203ZM203 232H202V233H203ZM207 232H208V231H206V234H207ZM249 232H250V231H249ZM261 232H262V231H261ZM263 232H264V231H263ZM137 233H138V232H137ZM175 233H176V232H174V235H175ZM179 233H180V232H179ZM182 233H183V232H182ZM182 233H181V234H182ZM185 233H186V231L184 232V234H185ZM208 233H209V232H208ZM212 233H213V232L210 231V233H209V234H210L209 238L205 237V242H206V244H209V243H207L208 241H212L213 238L210 239V238L212 237V236H211ZM214 233H213V234H214ZM219 233H220V232H219ZM52 234H53V233H52ZM61 234H62V232H61ZM134 234H135V233H134ZM144 234H145V233H144ZM144 234H143V235H144ZM172 234H173V233H172ZM187 234H188V233H187ZM195 234H196V233H195ZM209 234H208V235H209ZM213 234H212V235H213ZM230 234H231V233H230ZM245 234H248V235H249L248 232H245ZM245 234H243V235H245ZM256 234H257V233H256ZM262 234H263V233H262ZM56 235H57V234H56ZM86 235H87V234H86ZM86 235H85V236H86ZM157 235H158V233H157ZM157 235H155V236L158 237ZM164 235H165V234H164ZM178 235L181 236L180 234H178ZM178 235H175V236L178 237ZM185 235H186V234H185ZM185 235H183V236H185ZM197 235H198V234H197ZM204 235H205V234H204ZM208 235H207V236H208ZM221 235H222V234H221ZM221 235H220V236H221ZM231 235H233V234H231ZM231 235H227L228 238H229V236L231 237ZM89 236H90V235H89ZM138 236H139V235H138ZM166 236L168 237V235H166ZM166 236H165V237H166ZM214 236H215V234L213 235V237H214ZM216 236H218V234H216ZM216 236H215L214 238H216ZM220 236H219V237H220ZM55 237L57 238V236H55ZM83 237H84V236H83ZM91 237H92V236H91ZM153 237H154V236H153ZM161 237H163V235H162ZM170 237H171V236H170ZM232 237H233V236H232ZM232 237H231V238H232ZM234 237H236V236L234 235ZM257 237H258V236H257ZM87 238H88V237H87ZM163 238H164V237H163ZM172 238H173V237H172ZM174 238H175V237H174ZM178 238H179V237H178ZM202 238H203V237H202ZM206 238L208 239V241L206 240ZM217 238H218V237H217ZM228 238H227V239H228ZM246 238H247V237H246ZM85 239H86V238H84L83 240H85ZM89 239H90V238H88V240H89ZM91 239H92V238H91ZM153 239H154V238H153ZM164 239H165V238H164ZM164 239H163L162 241H164ZM175 239H177V238H175ZM220 239H221V238L218 239L219 243H218V241H217V243H218V245H219V244H220V245L222 244V246H223V242L220 241ZM222 239H223V238H222ZM227 239H226V240H227ZM236 239H239V238H236ZM240 239H241V238H240ZM258 239H259V238H258ZM59 240H61V239H59ZM59 240H58V241H59ZM83 240H82V238H81V241H83ZM86 240H87V239H86ZM86 240H85V241H86ZM92 240H93V239H92ZM165 240H167V238H166ZM171 240H172V239H171ZM180 240H181V239H180ZM216 240H217V239H216ZM216 240H215V242H214L215 244H216ZM226 240H225V241H226ZM0 241H1V240H0ZM53 241H54V240H53ZM63 241H64V240H63ZM63 241H62V243H64ZM122 241H123V240H122ZM156 241H158V240H156ZM168 241H170V240H168ZM175 241H176V240H175ZM181 241H182V240H181ZM181 241H180V242H181ZM213 241H214V240H213ZM213 241H212V242H213ZM225 241H224V243H226ZM237 241H238V240H237ZM60 242H61V241H60ZM60 242H57V243H60ZM83 242H84V241H83ZM87 242L89 243V241H87ZM90 242H91V241H90ZM182 242H183V241H182ZM203 242H204V240H203ZM221 242H222V243H221ZM243 242H244V240H243ZM14 243H15V242H14ZM14 243H13V245H14ZM53 243H54V242H53ZM88 243H86V245H87ZM162 243H163V242H162ZM166 243H167V242H166ZM183 243H184V242H183ZM235 243L238 244L239 242H235ZM245 243H246V242H245ZM1 244H2V242H1ZM6 244H7V243H6ZM70 244H71V243H70ZM75 244H77V242H76ZM79 244H80V246H81V243H79ZM124 244H125V243H124ZM215 244H214V245H215ZM247 244H248V243H247ZM249 244H250V243H249ZM9 245H10V244H9ZM73 245H74V243H73ZM83 245H84V243H82V246H83ZM89 245H90V243H89ZM91 245H92V243H91ZM106 245H108V244H106ZM168 245H169V244H168ZM168 245H167V246H168ZM181 245H182V244H181ZM181 245H180V246H181ZM184 245H185V244H184ZM191 245H192V244H191ZM203 245H205V244L203 243ZM214 245H213V247L215 248V246H216L217 244H216L215 246H214ZM225 245H226V244H225ZM242 245H243V244H242ZM245 245H246V244H245ZM252 245H253V244H252ZM15 246H16V245H15ZM68 246H69V245H68ZM70 246H71V245H70ZM82 246H81V247H82ZM92 246H94V245H92ZM92 246H91V247H92ZM177 246H178V245H177ZM177 246H175V247H177ZM185 246L187 247V245H185ZM185 246H184V247H185ZM209 246H210V244H209ZM209 246L207 245V247H209ZM211 246H212V245H211ZM211 246H210L209 250H207V248H206V246H205V248H206V250H207L208 252L212 251V250H210V249H213ZM238 246H240V245H238ZM249 246H250V245H249ZM254 246H255V245H254ZM257 246H259V245H257ZM0 247H1V246H0ZM4 247H6V246H4ZM4 247L2 246L1 249H3ZM10 247H11V246H10ZM19 247H20V246H19ZM71 247H72V246H71ZM83 247L86 248V247H88V246H83ZM91 247L89 248V250H90V249L95 250V249L97 248V247H95V248H91ZM104 247H106V246H104ZM182 247H183V246H182ZM184 247H183V248H184ZM189 247H190V246H189ZM189 247H188L187 249H189V251H190L191 249H190ZM234 247H235V246H234ZM241 247H242V246H241ZM20 248H21V247H20ZM60 248H61V247H60ZM60 248H59V249H60ZM62 248H64L63 245H62ZM216 248H217V247H216ZM220 248H221V247H220ZM220 248H219L218 250L216 249L215 253L212 251L213 254H211V252H210L211 255H208V252L205 251V252L207 253L206 255L210 256V257H209V258H210L209 260L211 261V263L214 262V261H212V259H216V261H215L213 264H218L219 262L222 261V257H223V249H220ZM222 248H223V247H222ZM228 248H229V247H228ZM228 248H227V251H228ZM246 248H247V247H246ZM251 248H252V247H251ZM1 249H0V250H1ZM72 249H73V248H72ZM72 249H71V250H72ZM74 249H75V248H74ZM99 249H100V248H99ZM101 249H102V247H101ZM101 249H100V250H101ZM192 249H193V248H192ZM194 249H195V248H194ZM224 249H226V248L224 247ZM237 249H238V248H237ZM242 249H243V247H242ZM247 249H249V247H248ZM259 249H260V247H259ZM62 250L64 251V249H62ZM62 250H61V251H62ZM80 250H81V248H80ZM97 250H98V249H97ZM100 250H99V252H98V257H99V259H100V257H101L100 260H101V263H102V261L106 260V259H105L106 257H104V258L102 257V255L100 254L102 251L100 252ZM120 250H122V249H120ZM179 250H180V249H179ZM182 250L184 251L185 248L182 249ZM238 250H239V249H238ZM238 250H237V251H238ZM16 251H17V250H16ZM19 251H20V249H19ZM57 251H58V250H57ZM63 251H62V252H63ZM72 251H73V250H72ZM75 251H76V250H75ZM75 251H73V253H74ZM90 251H91V250H90ZM186 251L188 252V250H185V253H186ZM192 251H193V250H192ZM225 251H226V250H225ZM231 251H232V250H230V252H228V253L231 254V253H232ZM234 251H236V250H234ZM240 251H241V250H240ZM2 252H4V250H3ZM7 252H8V251H7ZM7 252H6V250H5L4 253H7ZM24 252H25V250H24ZM62 252H61V253H62ZM64 252H65V251H64ZM91 252L93 253V251H91ZM167 252H168V251H167ZM201 252H202V251H201ZM246 252H247V251H246ZM10 253H11V252H10ZM57 253H58V252H57ZM61 253H59V255H60ZM78 253L80 254L79 251H78ZM103 253H104V252H103ZM105 253H106V252H105ZM128 253H129V252H128ZM189 253H191V252H189ZM234 253H235V252H234ZM236 253H237V252H236ZM247 253H248V252H247ZM263 253H264V250H263ZM263 253H262V255H263ZM65 254H67V253H65ZM75 254H77V252H76ZM85 254H87V253L85 252ZM93 254H94V253H93ZM122 254H125V252L122 251ZM166 254H167V253H166ZM169 254H170V253H169ZM187 254H188V253H187ZM204 254H205V253H203V255H204ZM225 254H226V253H225ZM238 254H239V253H238ZM242 254H243V252H242ZM244 254H245V253H244ZM2 255H3V254H2ZM9 255H10V254H9ZM88 255L90 256L89 253H88ZM91 255H92V254H91ZM125 255H126V254H125ZM176 255H177V254H176ZM226 255H228V254H226ZM235 255H236V254H235ZM235 255H234V256H235ZM5 256H7V255H5ZM106 256H107V255H106ZM130 256H131V255H130ZM208 256H206V257H208ZM238 256L240 257V255H238ZM238 256H236V257H238ZM243 256H244V255H243ZM243 256H241V257H243ZM0 257H1V255H0ZM13 257H14V256H13ZM65 257H66V256H65ZM78 257H79V256H78ZM80 257H82V256H80ZM80 257H79V258H80ZM122 257H123V256H122ZM185 257H186V255H185ZM229 257H230V255H229ZM251 257H252V255H251ZM255 257H256V256H255ZM3 258H5V257L3 256ZM10 258H11V256H10ZM88 258H89V257H88ZM88 258L86 257V259H88ZM90 258H91V257H90ZM129 258H130V257H129ZM129 258H128V259H129ZM176 258H177V257H176ZM188 258H189V257H188ZM230 258H232V257H230ZM230 258H229V259H230ZM243 258H246V255H245V257H243ZM248 258H250V256H249ZM11 259H12V258H11ZM83 259H84V261H85V258H83ZM103 259H104V260H103ZM123 259H124V258H123ZM128 259H127V261L130 262ZM132 259H133V258H132ZM190 259H191V258H190ZM205 259H206V258H205ZM225 259H226V256H225L224 260H225ZM234 259H235V257H234ZM238 259H239V258H238ZM8 260H9V259H8ZM163 260H164V259H163ZM191 260H192V259H191ZM199 260H201V259H199ZM230 260H232V259H230ZM230 260H229V261H230ZM239 260H240V259H239ZM239 260H238V261H239ZM246 260H247V259H246ZM260 260H261V259H260ZM82 261H83V260H82ZM91 261H93V257H92V260H91ZM91 261H90V259H89V262H90V263H88V264H91ZM95 261H96V260H95ZM120 261H121V260H120ZM177 261H178V259H177ZM180 261H181V260H180ZM180 261H179V262H180ZM183 261H184V263H185V259H183ZM186 261H187V260H186ZM189 261H190V260H189ZM192 261H193V260H192ZM206 261H207V259L205 260V262H206ZM227 261H228V258H227L226 262H227ZM254 261H255V260H254ZM254 261H252V262H254ZM257 261H259V260L257 259ZM104 262H105V261H104ZM121 262H122V261H121ZM123 262H124V261H123ZM123 262H122V264H124ZM125 262H126V260H125ZM128 262H127V264H129ZM193 262H195V261H193ZM196 262H197V260H196ZM226 262H225V263L222 262V263L227 264ZM234 262H235V260H233V262L231 261V262H228V263L236 264V262H235V263H234ZM240 262H241V261H240ZM242 262H243V260H242ZM242 262H241V263H242ZM244 262H246L245 259H244ZM244 262H243V263H244ZM248 262H250V261L248 260ZM92 263H93V262H92ZM118 263H119V262H118ZM188 263H190V262H188ZM206 263L208 264L209 261L206 262ZM211 263H210V264H211ZM222 263H221V264H222ZM243 263H242V264H243ZM85 264H87V263L85 262ZM93 264H96V263L94 262ZM97 264H100V262L97 263ZM109 264H110V263H109ZM112 264H113V263H112ZM181 264H183V263H181ZM201 264H202V263H201ZM238 264H240V263L238 262ZM245 264H247V262H246ZM248 264H249V263H248ZM251 264H252V263H251ZM255 264H256V263H255ZM257 264H258V263H257ZM263 264H264V263H263Z\"/></svg>",
  "mask_w": 264,
  "mask_h": 264
}]
</instances>
